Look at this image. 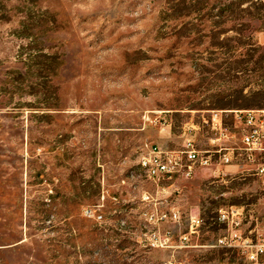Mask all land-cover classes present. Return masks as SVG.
I'll return each instance as SVG.
<instances>
[{"label":"rangeland","instance_id":"obj_1","mask_svg":"<svg viewBox=\"0 0 264 264\" xmlns=\"http://www.w3.org/2000/svg\"><path fill=\"white\" fill-rule=\"evenodd\" d=\"M166 1L0 0V264H248L217 246L230 209L241 237L264 244L251 172L154 182L141 164L189 139L212 150L213 111L234 146V112L264 109L234 59L169 37Z\"/></svg>","mask_w":264,"mask_h":264},{"label":"built area","instance_id":"obj_2","mask_svg":"<svg viewBox=\"0 0 264 264\" xmlns=\"http://www.w3.org/2000/svg\"><path fill=\"white\" fill-rule=\"evenodd\" d=\"M210 123L216 134L212 140L214 144L212 150L197 149L191 139L186 141L184 148L178 152H162L157 147H150L148 155L141 159L148 178L154 182L176 176L191 178L194 170L199 167H210L219 172L222 166H233L240 169V172H251L257 177L264 193V109L234 112V128L239 136L238 144L235 143L234 146L219 143L233 137L224 126L220 112H211ZM241 215L238 209L219 211L218 220L228 226V236L219 239L217 246L240 248L244 250L248 264H261L259 259L264 254V244H253L241 237L237 230L241 223ZM173 217L176 215L173 214ZM199 226L200 219H190V232H195Z\"/></svg>","mask_w":264,"mask_h":264},{"label":"trees","instance_id":"obj_3","mask_svg":"<svg viewBox=\"0 0 264 264\" xmlns=\"http://www.w3.org/2000/svg\"><path fill=\"white\" fill-rule=\"evenodd\" d=\"M166 2L159 20L169 29L170 38L208 43L210 53L234 59L232 78L250 87L251 95L264 97V47L257 41L264 32V0ZM241 59H246L244 69Z\"/></svg>","mask_w":264,"mask_h":264},{"label":"crops","instance_id":"obj_4","mask_svg":"<svg viewBox=\"0 0 264 264\" xmlns=\"http://www.w3.org/2000/svg\"><path fill=\"white\" fill-rule=\"evenodd\" d=\"M231 167L232 166H223V168H224L223 172H227V171L231 170ZM220 170H221V168H220Z\"/></svg>","mask_w":264,"mask_h":264}]
</instances>
